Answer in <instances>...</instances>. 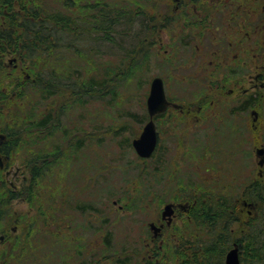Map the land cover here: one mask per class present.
Here are the masks:
<instances>
[{
  "label": "rangeland",
  "instance_id": "rangeland-1",
  "mask_svg": "<svg viewBox=\"0 0 264 264\" xmlns=\"http://www.w3.org/2000/svg\"><path fill=\"white\" fill-rule=\"evenodd\" d=\"M40 1V9L89 13L87 22L99 21L101 12L111 27L118 17L120 22L114 25L112 41L92 39L81 53L40 61L38 68L52 67L70 77L72 94L64 90L46 95L45 89L30 83L35 73L27 62L17 61L11 53L3 56L6 70L0 89L16 92L14 78L31 76L27 94L13 93L14 100L5 102L4 110L13 109L15 115L2 114L0 127L20 129L11 124L23 121L26 114L29 123L47 118L48 122L25 127L26 133L14 144L10 169L19 165L21 172L5 183L10 190L9 226L0 243V264H177L179 235L183 241L187 237L190 243L197 241L204 237L201 226L192 222L187 230L188 219L183 218L185 223L175 219L159 248L160 240L152 241L148 222H161L167 201L191 202L195 194L209 204L220 197L241 208L246 194L264 190L263 167L258 175L257 129L251 128L245 113L241 118L230 114V96L225 95L212 118L195 120L175 109L156 117L157 151L152 158L138 156L132 139L148 119L150 80L165 67L163 52L156 50L161 45L148 52L145 29L134 26L130 16L155 7L157 0ZM170 84L175 87L168 86L169 93L178 86L177 80ZM26 158L35 163L23 166ZM34 166L40 173L34 186L20 191L22 183L27 185L22 175L29 178ZM12 182L15 188L9 186ZM254 204L241 214L264 218V199ZM14 225L16 231L11 230ZM183 228L185 232H180ZM233 228L236 238L246 224L239 219ZM172 230L176 237L170 235Z\"/></svg>",
  "mask_w": 264,
  "mask_h": 264
},
{
  "label": "flooded vegetation",
  "instance_id": "flooded-vegetation-1",
  "mask_svg": "<svg viewBox=\"0 0 264 264\" xmlns=\"http://www.w3.org/2000/svg\"><path fill=\"white\" fill-rule=\"evenodd\" d=\"M156 4L144 13L139 11L130 16L134 26L138 25L139 30L145 29L147 33L146 50L149 52L155 45H161V49L156 50L163 52L166 63L162 62L164 73L155 76L163 81L168 105L154 116V121L170 109L195 120L205 116L212 118L219 111L218 100L228 95L230 114L241 118V113H245L250 117V126L257 129L259 136L255 145L264 149V0H157ZM137 31L135 29L133 34L135 45ZM12 61L9 59L10 63ZM13 66L17 65L14 63ZM174 80L178 86L169 93L168 86L174 88L170 84ZM158 138L148 158L157 151ZM14 143L12 136L0 131V173L4 171V177L0 176V187L3 188L0 190V243L8 235L9 226L6 203L10 190L5 183L10 175L17 178L21 172L19 165L14 171L10 169ZM32 161L35 163L26 158L21 163L32 166ZM262 167L264 163L259 166V176ZM29 171V178L22 175V181L27 184L22 183V192L34 186L36 176L32 168ZM9 186L15 188L16 185L12 182ZM200 196L194 194L191 202L167 201L165 204H172L171 215L163 216L162 209L161 222H148L152 241L160 240L159 248L163 233L166 228H172L175 219L184 221L186 218L199 226ZM240 205L241 210L245 206L255 207L254 201L246 199H242ZM151 222L160 227L156 234L149 227ZM11 230L16 231L17 226H12ZM180 232H185L184 228ZM170 235L176 237L174 230Z\"/></svg>",
  "mask_w": 264,
  "mask_h": 264
},
{
  "label": "trees",
  "instance_id": "trees-1",
  "mask_svg": "<svg viewBox=\"0 0 264 264\" xmlns=\"http://www.w3.org/2000/svg\"><path fill=\"white\" fill-rule=\"evenodd\" d=\"M39 1L0 0V78L5 76L6 67L3 56L7 53L14 54L17 61L27 62L31 73H35L32 79H30L31 73L22 81L19 76L14 78L19 87L16 92L0 89V116L15 115L13 109L4 110L5 102L14 100L13 93L14 95L27 94L26 85L29 79L33 85L45 89L48 96L59 94L64 90L72 94L74 83H71L70 77L52 67L38 68L40 61L45 62L51 56H54L56 60L59 57L67 58L75 51L81 53L80 49H86L87 45L93 42L92 39L102 38L112 41L114 25L120 22L118 17L111 27V20L104 18L106 14L103 12L98 13L99 21L87 22L84 18L89 13L71 15L66 11L40 9L42 6ZM120 35L124 37L122 32ZM21 102L25 104V101ZM23 104L16 108H22ZM28 119L26 114L23 121L12 122L11 126L16 125L20 129L0 127V131L17 140L14 143L16 144L20 136L26 133L23 130L25 127H42L48 122V118L36 123L32 121L29 123L26 121ZM32 172L36 177L40 174L35 166ZM10 195L13 197L14 194ZM245 199L247 201L263 200L264 190L256 189L249 192ZM198 200L201 201V217L198 224L204 232V237L196 238L197 241L190 243L187 241L188 237L183 241L179 235V248L175 246L180 254L177 264H224L223 256L226 248L228 246L230 248L234 242L239 246L241 264H264V218L252 216L253 214L251 216L246 213V215L241 214L240 206L236 207L226 199L221 200L220 197L210 202L211 204L203 199ZM245 217H247L246 221L243 220ZM239 219L246 224V228L242 233L239 229L242 235L235 238L233 224ZM193 224H195L194 221ZM193 224L186 221L184 225L188 230Z\"/></svg>",
  "mask_w": 264,
  "mask_h": 264
},
{
  "label": "water",
  "instance_id": "water-1",
  "mask_svg": "<svg viewBox=\"0 0 264 264\" xmlns=\"http://www.w3.org/2000/svg\"><path fill=\"white\" fill-rule=\"evenodd\" d=\"M167 105L168 100L165 97L163 81L161 77L155 76L150 82L149 91L146 97L148 119L144 123L139 136L132 139V146L138 156L147 158L153 152L158 138L154 116L158 113L163 112L166 109ZM263 151V148H256V156L258 157L257 164L259 166L264 163V155H262ZM248 204L252 205L251 202ZM172 212V204H165L162 210V215L170 216ZM149 227L150 229L154 230L155 234L160 230V227L156 226L152 222L149 223ZM224 264H240L239 247L236 242H234L231 248H229L226 252Z\"/></svg>",
  "mask_w": 264,
  "mask_h": 264
}]
</instances>
